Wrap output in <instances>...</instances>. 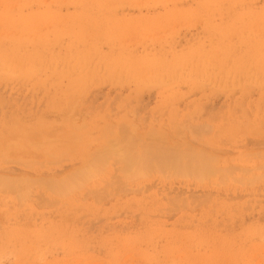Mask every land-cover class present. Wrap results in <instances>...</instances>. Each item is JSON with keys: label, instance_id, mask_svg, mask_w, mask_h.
I'll return each mask as SVG.
<instances>
[{"label": "rangeland", "instance_id": "1", "mask_svg": "<svg viewBox=\"0 0 264 264\" xmlns=\"http://www.w3.org/2000/svg\"><path fill=\"white\" fill-rule=\"evenodd\" d=\"M0 70V264H264V0H0Z\"/></svg>", "mask_w": 264, "mask_h": 264}, {"label": "bare ground", "instance_id": "2", "mask_svg": "<svg viewBox=\"0 0 264 264\" xmlns=\"http://www.w3.org/2000/svg\"><path fill=\"white\" fill-rule=\"evenodd\" d=\"M97 1H98V0H97ZM29 3H30V2H29ZM153 3H154V2H153ZM59 5H60V4H59ZM108 6H109V5H108ZM119 6H120V5H119ZM206 7H207V6H206ZM214 7H215V6H214ZM20 8H21V7H20ZM108 8H109V7H108ZM146 8H148V7H146ZM109 9H110V8H109ZM111 10H112V9H111ZM111 10H110V11H111ZM170 10H171V9H170ZM203 10H204V9H203ZM3 11H4V10H3ZM181 14H182V11H181ZM189 15H191V14H189ZM85 18H86V17H85ZM16 20H17V19H16ZM76 20H77V19H76ZM78 20H79V19H78ZM39 21H40V20H39ZM45 21H46V20H45ZM45 21H44V22H45ZM83 21H84V20H83ZM12 23H13V22H12ZM8 25H9V24H8ZM233 25H234V24H233ZM235 25H236V24H235ZM59 26H60V25H59ZM27 34H28V33H27ZM44 37H45V36H44ZM57 37H58V35H57ZM33 41H34V40H33ZM58 41H59V40H58ZM46 45H47V44H46ZM22 46H23V45H22ZM41 47H42V46H41ZM8 49H9V48H8ZM5 51H6V50H5ZM14 52H15V51H14ZM14 52H13V53H14ZM33 53H34V52H33ZM14 54H15V53H14ZM28 55H29V54H28ZM4 56H5V55H4ZM4 56H3V57H4ZM8 57H9V56H8ZM3 59H4V58H3ZM5 64H6V63H5ZM55 66H56V65H55ZM29 67H30V66H29ZM39 67H40V66H39ZM0 72H1V70H0ZM12 73H13V72H12ZM112 144H115V143H112ZM111 147H112V145H111ZM111 147H110V148H111ZM113 147H114V146H113ZM113 147H112V148H113ZM176 165H177V164H176ZM177 168H178V166H177ZM202 170H203V169H202ZM202 170H199V171H202ZM200 173H201V172H200ZM8 180H9V179H8ZM6 182H7V181H6ZM43 249H44V248H43ZM37 255H38V254H37Z\"/></svg>", "mask_w": 264, "mask_h": 264}]
</instances>
